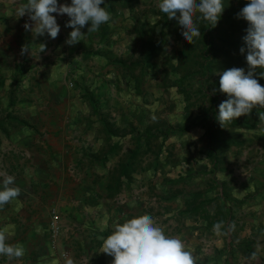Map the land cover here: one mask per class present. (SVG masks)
<instances>
[{
	"label": "crops",
	"instance_id": "crops-1",
	"mask_svg": "<svg viewBox=\"0 0 264 264\" xmlns=\"http://www.w3.org/2000/svg\"><path fill=\"white\" fill-rule=\"evenodd\" d=\"M27 2L0 0V171L21 190L0 206V229L14 225L8 243L25 249L0 264H112L102 252L112 225L145 214L196 264H264V106L223 127L202 97L168 115L164 71L154 81L147 64L114 65L134 40L127 13L69 46L66 14H52L55 39L25 30Z\"/></svg>",
	"mask_w": 264,
	"mask_h": 264
},
{
	"label": "clouds",
	"instance_id": "clouds-1",
	"mask_svg": "<svg viewBox=\"0 0 264 264\" xmlns=\"http://www.w3.org/2000/svg\"><path fill=\"white\" fill-rule=\"evenodd\" d=\"M104 3L105 0H71L69 5L58 4V0H28L26 4L18 6L17 16L27 15L33 22L24 24L26 31H32L36 36L47 34L55 39L61 29L56 16L52 14H66L69 20L65 27L71 28L72 31L65 43L73 46L111 19L105 7H101ZM156 7L166 14L168 19L178 20L182 29L181 35L189 44L201 35L198 20L203 19L215 26L224 10L222 0H158ZM197 13L199 16H196ZM237 16L249 24L243 37L246 48H240L241 54L247 53L249 71L245 74L243 68L234 67L220 74L219 90L228 96V99L219 105L216 117L222 127L225 122L249 114L254 106H264V86L254 78L256 69H264V0H249ZM87 25L90 27L85 33L82 29ZM38 47L40 52L46 50V44H40ZM27 51L25 46L21 54ZM260 76L264 78V71ZM14 184V176L0 171V206L19 197L21 190ZM106 224L107 220L105 226ZM13 228L14 225H8L0 229V256H6L10 262L25 254L22 245L8 243L9 236L13 234L10 229ZM223 228V221L213 225L216 235H222ZM103 230L102 227L101 231ZM102 247L103 253L113 257L112 264H196L197 261L194 254L186 250L183 241L167 236L164 229L157 225L149 214L132 218L122 224L114 223L112 232L104 239ZM53 264L57 262L54 261ZM66 264H73V260L67 259Z\"/></svg>",
	"mask_w": 264,
	"mask_h": 264
},
{
	"label": "rangeland",
	"instance_id": "rangeland-1",
	"mask_svg": "<svg viewBox=\"0 0 264 264\" xmlns=\"http://www.w3.org/2000/svg\"><path fill=\"white\" fill-rule=\"evenodd\" d=\"M122 1L114 0V3L118 4L114 5V9L120 13L121 11L127 13L128 18L131 17L130 27H133L134 30V40L129 41V44H132L128 48L127 61L118 60L114 65L140 66L147 64L150 66L152 74L150 79L154 81L164 71L167 80L166 110L168 115H174L179 107H182L184 111L188 108L192 109L193 106L199 108L200 104L195 101L200 102L201 97L210 96L209 93L212 89L216 93L219 91L220 84L218 82L220 74L224 71L235 67L243 68L245 74L248 73L247 53L241 54L240 48H246L243 37L246 35L249 24L244 19L238 18L237 14L249 0H222L224 10L218 23L214 26L203 19L198 20L197 24L201 35L194 38L192 44L185 41L181 35L182 29L178 20L168 19L167 15L156 7L158 0H129V2L135 3L133 8L121 5ZM105 9L108 11L106 5ZM140 12L143 18L138 21L136 16ZM109 14L111 19L106 23V26H111L114 30V13L109 12ZM177 16H179V12H177ZM196 16L199 14L197 13ZM137 22L142 24L144 32L135 31L138 29ZM108 31L105 28L104 33ZM133 42L135 43L133 44ZM173 60L179 62H173ZM200 66L203 70L205 68L207 70L198 73L197 70ZM159 70H161L160 73ZM262 71L264 69H256L254 78L261 86H264V78L260 76ZM215 84L219 86L217 87ZM218 93L222 94L220 91ZM190 99L194 101H190ZM205 99L207 100V98ZM220 104H217L216 110H219ZM259 107L260 105L254 106L253 112H256ZM169 120L168 118V129L172 125Z\"/></svg>",
	"mask_w": 264,
	"mask_h": 264
},
{
	"label": "trees",
	"instance_id": "trees-1",
	"mask_svg": "<svg viewBox=\"0 0 264 264\" xmlns=\"http://www.w3.org/2000/svg\"><path fill=\"white\" fill-rule=\"evenodd\" d=\"M124 1H126V0H123V2ZM105 5H106V7H107V9H108V12H110V13H114V0H105ZM105 5H101V7H105ZM104 31V30H103ZM204 70H207V68H205ZM203 68L200 66L199 68H198V73H202L203 71ZM219 84V83H218ZM216 85V84H215ZM217 86V85H216ZM219 86V85H218ZM217 86V87H218ZM218 90V89H217ZM219 92V91H218ZM213 93V95H217V94H219V93ZM205 98H207V107H205L209 112H212V114L214 113V112H216L215 113V116L217 117L218 116V109L216 110L215 108H216V106H217V104L218 103H220L219 101L218 102H215V101H213L212 99H209V96H206ZM188 108V106L186 107V109ZM260 108H258V110H259ZM258 110H257V112H258ZM262 111V110H261ZM252 115H254V113H251ZM247 116H249V115H247ZM249 119V117H244V119H243V121L244 122H246L247 120ZM236 122V121H235ZM187 128V126L186 127H184L183 128V130H185Z\"/></svg>",
	"mask_w": 264,
	"mask_h": 264
},
{
	"label": "built area",
	"instance_id": "built-area-1",
	"mask_svg": "<svg viewBox=\"0 0 264 264\" xmlns=\"http://www.w3.org/2000/svg\"><path fill=\"white\" fill-rule=\"evenodd\" d=\"M50 228H51V234H52V236H53V234L54 233H56V231H57V226L55 225V224H51V226H50ZM66 256V253L64 252V251H61V253H60V257H61V259L62 258H64ZM57 264H61L60 262L59 263H57Z\"/></svg>",
	"mask_w": 264,
	"mask_h": 264
}]
</instances>
